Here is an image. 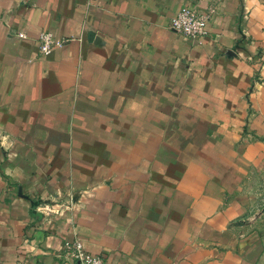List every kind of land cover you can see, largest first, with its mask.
Here are the masks:
<instances>
[{"label":"crops","instance_id":"obj_1","mask_svg":"<svg viewBox=\"0 0 264 264\" xmlns=\"http://www.w3.org/2000/svg\"><path fill=\"white\" fill-rule=\"evenodd\" d=\"M263 173L264 0H0V264H257Z\"/></svg>","mask_w":264,"mask_h":264},{"label":"built area","instance_id":"obj_2","mask_svg":"<svg viewBox=\"0 0 264 264\" xmlns=\"http://www.w3.org/2000/svg\"><path fill=\"white\" fill-rule=\"evenodd\" d=\"M210 18L209 12L184 7L170 19L168 26L174 32L195 40L207 35ZM60 42L52 31L42 30L39 35L40 52L47 54ZM63 252L72 264H106L102 255L87 252L80 240L66 241Z\"/></svg>","mask_w":264,"mask_h":264},{"label":"rangeland","instance_id":"obj_3","mask_svg":"<svg viewBox=\"0 0 264 264\" xmlns=\"http://www.w3.org/2000/svg\"><path fill=\"white\" fill-rule=\"evenodd\" d=\"M245 195L249 217L246 230L257 244V264H264V173L247 181Z\"/></svg>","mask_w":264,"mask_h":264}]
</instances>
